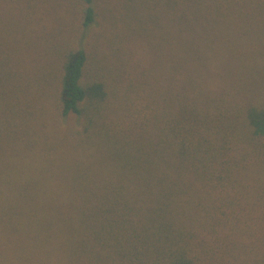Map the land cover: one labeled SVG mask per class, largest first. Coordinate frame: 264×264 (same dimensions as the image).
<instances>
[{"label":"trees","instance_id":"trees-1","mask_svg":"<svg viewBox=\"0 0 264 264\" xmlns=\"http://www.w3.org/2000/svg\"><path fill=\"white\" fill-rule=\"evenodd\" d=\"M0 264H264V0H0Z\"/></svg>","mask_w":264,"mask_h":264},{"label":"rangeland","instance_id":"rangeland-1","mask_svg":"<svg viewBox=\"0 0 264 264\" xmlns=\"http://www.w3.org/2000/svg\"><path fill=\"white\" fill-rule=\"evenodd\" d=\"M111 1V0H109ZM107 0V2H109ZM97 10V17L94 22L88 29L85 30L84 35L81 39V44L86 47V49L89 51V53L93 55L97 48L103 49V39L104 36L108 33L106 31L107 27V21L105 17V8L104 5L99 4L96 6ZM110 34V31H109ZM137 41L133 42L136 43ZM139 42V41H138ZM106 45V44H105ZM148 58L147 52L145 50V47L142 43L137 45V53H136V60L138 61L137 63H143L146 61Z\"/></svg>","mask_w":264,"mask_h":264}]
</instances>
